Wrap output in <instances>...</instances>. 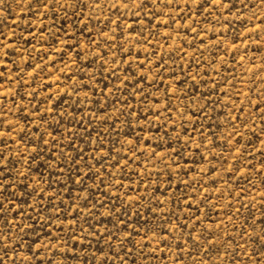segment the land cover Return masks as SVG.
Instances as JSON below:
<instances>
[{"label":"rangeland","instance_id":"rangeland-1","mask_svg":"<svg viewBox=\"0 0 264 264\" xmlns=\"http://www.w3.org/2000/svg\"><path fill=\"white\" fill-rule=\"evenodd\" d=\"M3 264H264V0H0Z\"/></svg>","mask_w":264,"mask_h":264},{"label":"snow or ice","instance_id":"snow-or-ice-1","mask_svg":"<svg viewBox=\"0 0 264 264\" xmlns=\"http://www.w3.org/2000/svg\"><path fill=\"white\" fill-rule=\"evenodd\" d=\"M0 208H2V203H0ZM0 264H3V258H0Z\"/></svg>","mask_w":264,"mask_h":264}]
</instances>
